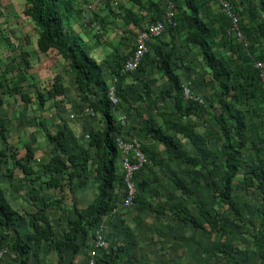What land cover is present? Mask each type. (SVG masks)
I'll return each mask as SVG.
<instances>
[{
  "label": "trees",
  "instance_id": "trees-1",
  "mask_svg": "<svg viewBox=\"0 0 264 264\" xmlns=\"http://www.w3.org/2000/svg\"><path fill=\"white\" fill-rule=\"evenodd\" d=\"M129 1L146 11V22L149 24L163 21L166 8L163 10L157 2ZM167 1L175 10L173 18L175 26H166L162 34L168 41L160 37L154 39L148 44V52L136 71L120 75L125 60L133 49L125 55L115 54L113 65L102 66L92 56L89 40L82 35L87 28L91 30L92 22L96 23L99 29L98 33L93 31L94 35L104 32L103 21L97 14L86 10L87 13L89 12L87 16L90 20L86 23L83 20L85 16H82L77 6L78 0H24L23 15L30 19L38 35L37 52L40 54L54 52L60 57L73 78L76 95H80L85 106L100 117L102 128L100 131L86 135V147H77L76 151L71 147L64 124L51 134L41 122L44 136L52 147L51 157L45 162L40 160L37 162V153L33 142L29 139L21 141L18 136L16 137L18 145H11L10 136L7 134L9 120L0 115V143L3 144L2 147L0 146V177L18 179L14 174L17 169L21 177L30 184L39 183L41 194L52 189L62 195L65 190L71 192L73 185L78 188L89 186L87 189L93 190V197L86 205L80 207L78 204H71L73 207L66 229L59 236L53 237L49 216L50 212H55V206L58 207V204L55 205L56 202L48 200L50 199L48 196L43 195L40 198L37 189L33 187L28 189L27 184L15 180L26 187L24 198L29 199L36 209L31 213L22 211L19 214L6 202L0 188V243L2 239L12 243L9 254L4 258L12 253L18 256L19 264H29L30 258L36 260L39 251L45 247L51 255H54L55 264H73L74 257L79 254L83 247L82 243L88 242V237L89 240H93L100 226H103L104 234V224L113 216L111 212L119 207L124 197L125 183L121 170V156L115 137L121 133L117 117L124 112H130L140 117L143 124L129 127L134 133L127 130L122 133L124 139L135 136L139 141L151 140L154 144L162 145L166 161H177L188 167L199 166L204 169L210 165L211 169L207 171L209 178L212 180L217 178L219 181L217 187L210 180V184L204 182V186L198 185L193 191L180 179L168 177L173 190L164 203L173 212L176 223L191 226L203 236L215 237L219 242L247 236L251 253L257 258V264H264V138L262 135L264 90L260 84L258 70L254 67V62L260 61L264 68V0H225L239 16L240 30L249 42L247 50L228 35V19L212 0ZM212 6L217 9H213ZM136 25L139 27V23ZM76 26L80 28V32L75 29ZM179 36L184 40L181 48L186 46L189 49H197L202 67L210 73L212 81L218 86L213 103L218 109L215 120L220 127L222 138L221 176L216 173L218 168L215 157L208 163L205 158L197 160L175 154L173 141L166 133L165 120L157 124L151 117L142 118V111L150 109L153 104L160 109L165 106L169 98L172 99L173 108L179 115L188 113L190 108L193 111L203 109V106L197 102L184 99L182 83L175 74L178 69L189 71L188 67L179 64V48L175 43L176 37ZM23 55L27 57V53ZM23 55L19 54L18 58L15 57L20 61L17 64H23L24 69L19 72L17 80L15 78L13 86L7 91L9 94L19 93L16 84L27 78L29 66ZM103 67L109 71L108 80L104 76ZM161 79L165 81L164 89H161L159 84ZM129 80L142 86L147 101L141 100V95L138 94L136 97L140 102L138 106L134 105V101L137 100L132 97V91L125 84ZM63 82L64 77L53 76L51 81L44 84V92H35L33 111L30 117L28 116L31 122L35 120L36 113L39 115L44 113L46 105L51 103L54 108H58L64 103L67 88L64 87ZM111 84L114 86V94L118 101L116 105H113L108 97ZM6 88L7 86L0 82V89L3 92ZM21 99L28 106L32 105L24 95H21ZM23 114L25 113H20L18 119L20 128L24 127V119L27 117ZM253 119L260 120L254 131L251 125ZM248 143L252 152H250L251 166L247 167L241 155ZM153 145L141 143V150L149 164L155 166L158 160ZM146 163L144 168L147 166ZM144 168L134 178L140 192L151 183L148 178L138 181ZM240 175L245 176L239 185L234 186L235 180ZM203 187L208 189L213 199L218 200L221 206L225 207L220 216L215 212L212 215L213 208L208 207L206 200L196 195L195 192H199ZM235 188L241 189L244 196L237 191L234 194ZM6 191H13L11 183L6 187ZM177 193L196 208L195 215L190 213ZM11 195L10 197H13L15 194L11 193ZM136 201L140 202L139 196L136 197ZM251 206L254 207V223L248 221L245 214L247 208ZM23 222L26 223V228L21 226ZM248 224L251 226L249 234L247 230L242 232L237 230L236 225ZM1 231L4 233L3 236ZM103 236L106 240L105 234ZM231 248L235 250V254L227 253L221 246L204 253L208 257L215 258L220 264H246L249 260L247 253L241 252L236 246ZM105 249L97 252L96 264L108 262L103 256ZM30 252L33 253V257H30ZM100 252L102 257L99 256ZM121 253H124V246L115 249L114 259H121ZM87 254L89 255V250ZM126 261L133 264L134 259L129 256Z\"/></svg>",
  "mask_w": 264,
  "mask_h": 264
},
{
  "label": "rangeland",
  "instance_id": "rangeland-1",
  "mask_svg": "<svg viewBox=\"0 0 264 264\" xmlns=\"http://www.w3.org/2000/svg\"><path fill=\"white\" fill-rule=\"evenodd\" d=\"M7 1L8 0H0V4L2 5L3 2L7 3ZM152 1L157 2L163 10L167 7V0ZM77 6L79 10H81L82 16H87V14L91 12L97 14L103 21V33L94 35L93 31L89 28L86 29L87 31L82 32V35H85L84 38L89 40V44L92 46V56L102 66L105 64L113 65L115 54H128L133 49L136 35L142 31L141 27L145 28L149 25V23L146 22V11L143 10L142 7L135 6L129 0H78ZM5 7L4 5L3 8L0 7V11L3 12L0 14V17L3 18L2 22L9 23L10 19L19 20V15H21L19 14V10L17 14H14L10 6ZM212 7L213 9H217L215 6ZM86 10H89V12L87 13ZM136 23H139V27ZM2 26L4 28L5 24H2ZM75 29L80 32L78 26H76ZM3 32L5 33L2 34ZM32 37L34 38V36ZM160 38L168 41L164 35L160 36ZM32 39L28 37L27 40H19V37H14L13 34L10 36L7 30L0 31V82L7 86L5 92L0 89V115L9 120L7 134L10 136L11 145H18L16 143V137L18 136H20L21 141H27L28 139L30 141H35L38 149V152H36V161L38 162L40 160L45 162L49 158L52 145L48 143L44 136L43 126L47 131L53 134L57 131L59 125H61L60 121L63 119L66 120L70 127H68L70 130L68 133L71 139V147L77 151V147H86V135L101 130L102 122L98 115L94 114L91 116L85 113L87 107L80 95H76L74 86L67 87V93L64 99V102L67 103L61 104L62 109L54 108V105L50 103L46 105L47 107L43 115H38L39 118L43 116V123L44 121H47V123L41 126L31 122L28 116L30 117V114H32L33 108L30 107V104L28 106L22 101L21 95H24L28 100H33L32 88H37L38 84L39 90H43L42 82L51 81L54 72L60 71L63 77H71L67 67L56 53L49 52L45 55H38V57H35V48ZM175 43L179 48V64L189 68V71L178 70V77L181 83L184 82L182 77L188 76L191 78V76H193V78H196V82L198 81L202 84H206V86L201 89H207L208 92H206L204 97L198 96L202 100V104L200 105L203 106V109H200V111H205L209 107L213 108L211 105L214 104L213 99L218 92V89L215 87L217 84L212 81V79L211 81H207L211 77L210 73L202 67L200 53L193 47V49L186 48V46L181 48L180 46H183L184 40L180 36L176 37ZM24 50L27 52L26 60L29 69L31 66V77H28L27 73L28 80L23 82L25 80L24 78L23 81H18L20 84H16L19 93L9 94L7 91L13 86L14 83H12V81H14L15 78L17 80L19 72L24 69L23 64H17L20 61L15 58V54ZM103 68L104 76L106 80H108L109 71L107 68ZM198 75L199 77L197 78ZM125 84L130 91H132V97H135L137 100L134 101L135 106H138L140 102L136 97L138 94L141 95V100L147 101L145 100L146 95L142 92L143 89L140 84H136L131 80ZM159 84L162 89L165 88L164 79H161ZM167 102L168 100L165 102V106L160 107V109H157L154 104L150 106V109H145L144 111L140 109L143 113L142 118L151 117L154 122L160 124L161 121L166 120ZM120 112L121 111H118V113ZM17 113L27 114V117L24 119L25 125L22 128L19 127L20 123H18V119L16 118ZM123 114L128 117L127 127L124 132L129 130L134 133V130H130L129 127H136L137 125L143 124L140 117H136L130 112H124ZM32 128H35L34 132L31 131ZM2 145L3 144L0 143L1 147ZM152 147H154L155 153L157 154L158 164L155 166L149 164L145 157L147 166L141 172L138 181L140 182L143 178H148L151 183L141 192L136 186L137 197H140V202L136 201L129 208L119 209L118 212L111 216L110 219L106 221L107 223L104 224L107 248L103 256L108 260L106 264H129L128 261H126L129 256H134V262L138 264H182V262H184V264H216V259L208 257L204 252L219 246L225 248L227 253L231 252V254H235V250L231 247L234 246L235 248L236 246L241 252L247 253L249 260L246 264H257V258L251 253V246L249 245L247 236H242L237 240L229 239L219 242L215 237L203 236L198 230L193 229L191 226H182L176 223L173 212L168 209L164 203V200L173 190L168 178L170 177L169 175L172 174H170L167 169L168 161L165 160L166 154L162 145L154 144ZM89 173L92 175L91 171H89ZM244 176L245 175L238 176L234 186L239 185ZM214 181L215 180L211 179V182ZM87 187L78 188L73 185L71 187V192L65 190L62 195H60L58 191L52 189L43 194L50 197L48 200H52L54 203L56 202L55 205L58 204V207L55 206V212H50L49 216L51 218L49 224L53 228V237L59 236L66 229L74 204H78L82 207L91 201L93 190L92 188L87 189ZM238 187L240 188V186ZM237 189H234V194L235 191H237L240 192L241 196H244L243 191ZM2 191L5 198L8 200L11 198L10 196H12L11 193H14V196L18 199L20 198L21 202L22 198L26 196L25 188L22 185L14 186L11 192L6 191L5 188H3ZM177 196H179V199L189 208L190 213L195 215L196 208L190 205L189 201L185 199V197L180 196L179 193H177ZM214 202L215 204H213V206L211 205L213 208L211 213L213 215L215 212L217 216H220L223 214L225 207L219 206L216 201ZM72 203L73 205H71ZM22 204L27 206V204L23 202ZM245 214L248 221L252 223L255 222L253 217V206L248 207ZM236 226L237 230L241 232L247 230L248 234L250 233L251 226L249 224L247 226ZM1 235H4L2 231ZM89 239L90 237H88V242L84 241V243H82L83 247L77 257L79 260L81 259L80 261H82V263L84 258V264H88L89 256L87 253L93 246V240ZM78 242H80V240ZM11 244L10 241L2 239L0 247L10 250ZM119 246H124V253H121V259H114L113 255L115 249ZM11 255L4 258V261H6L7 264H19L18 256L12 253ZM99 256L102 257L101 252ZM30 257H33L32 252H30ZM186 260H188V262H186ZM29 264H55V257L43 247L39 251L36 260L30 258Z\"/></svg>",
  "mask_w": 264,
  "mask_h": 264
},
{
  "label": "crops",
  "instance_id": "crops-1",
  "mask_svg": "<svg viewBox=\"0 0 264 264\" xmlns=\"http://www.w3.org/2000/svg\"><path fill=\"white\" fill-rule=\"evenodd\" d=\"M3 5L6 7L10 6V8L14 14H17V12L19 10V12H20L19 14H21V15H19V20L10 19L9 23L8 22L7 23L2 22L3 18L0 17V31L1 30H3V31L7 30V31H9L10 36H11V34H13L14 37H19V40L20 39H23V40L26 39L27 40L28 37H30V39H32L33 38L32 36H34V38L32 40L34 42V48H35L34 49L35 50L34 55H36L35 57H38V55H45V54L38 53L36 50V41H37L38 35H37V32L35 30L34 25L30 21V19L23 15V11L25 9L24 0H8L7 3L3 2L2 5L0 4V7L3 8ZM2 13L3 12L0 11V14H2ZM2 24L3 25L5 24L4 28H3ZM4 33L5 32H3L2 34H4ZM2 34H1V36H2ZM25 53H27L25 50L17 52L15 54V57L18 58L19 54L23 55ZM258 53L259 52H257V54ZM23 56L26 57L25 55H23ZM30 70H31V66H30V69L28 70V77L30 75ZM178 70H182V69H178ZM178 70L175 71V74L177 76H178ZM182 71H184V70H182ZM56 75H60L63 77V74L60 71L54 72L53 76H56ZM198 77H199V75L197 76V78ZM182 78L184 81L182 83V89H183V87L187 88L193 95H195V96L198 95L200 97H202V96L204 97L206 92H208L207 89H205V90L201 89L204 86H206V84H202L198 81L196 82V78H193V76H191V78H189V79H188V76H184ZM27 80L28 79L26 78V80L24 82H26ZM48 81H50V80H48ZM207 81H211V78ZM13 82L14 81H12V83ZM46 82L47 81L42 82L43 90H39L38 84H37V88H35V87L32 88L33 100L29 101V102H31V104L34 102V94L36 91L44 92V84ZM63 84H64L65 88H67L68 86L72 87L73 86V78L72 77H70V78L64 77ZM214 85H216V84H214ZM215 87L218 89V86H215ZM167 100H168V102H167V112H166V120H165L166 121V133H167V136L171 137V139L173 141V144H174L173 152H176L175 154H181V156L195 158L197 160H199L201 158H205L206 162H208V163H210L212 161L213 157H215V164L217 165V168H218L216 173H218V175L221 176V174H222V162H223L222 154H221V152H222L221 151L222 138H221L220 127L215 120L216 119L215 116L217 115V111H218V109L216 108V105L213 104V108L209 107L205 111H200V110L193 111L190 108L188 113H184L182 115H179L178 113H176L175 109L173 108L172 99L169 98ZM64 103H67V102H64ZM64 103H62V104H64ZM184 104L185 103H183V105ZM33 106L34 105L32 104L30 107L33 108ZM59 107H58V109H62L61 104L59 105ZM19 115H20V113L16 114L17 119H19ZM23 115H27V114H23ZM38 115H39V113L35 114V116H34L35 120L32 121V123L40 125L41 122H43L42 121L43 116L39 118ZM41 115H43V113ZM213 115H214V117H213ZM60 122H61L60 123L61 125H59V127L60 126L62 127V124L65 125L67 137H68V140L70 141L71 139L69 138V133H68L70 131L69 130L70 127H69L68 123L64 119ZM44 123H47V121H44ZM258 124H260V120L257 121L255 119H253V121L251 122L252 131L257 129L256 126H258ZM31 131L34 132L35 128H32ZM262 135L264 138V133H262ZM24 141H26V140H24ZM32 142H33L35 151L38 152L35 141H32ZM140 142L142 144H146L149 146L154 144V142L151 140H145V141H140ZM249 144L250 143L247 144L246 150H243L242 155H241V157L243 158V161H245V164L247 167L251 166V164H250V152H252V151H251V147ZM205 152H207V153H205ZM217 156H218V159H217ZM49 157H51V154H49ZM120 161H121V159H120ZM252 166H254V164H252ZM167 169H168V172L170 174H172V175H169L170 177H175V178L180 179L183 184L187 185L193 191L195 190L196 186H198V185L204 186V182L207 184H210V182H211L210 181L211 179L209 178L210 176L207 174V171L211 169L210 165L207 166V169H204V168H201L199 166L198 167H188L187 165L180 164L177 161H173V162L168 161ZM14 174L16 175V177L18 179H16L14 177L13 180H11V179L6 178V177H0V185H1L0 188L1 189H3V188L6 189V187H8L10 183L13 185V187L14 186H20L21 184L16 182V181L21 180L24 184H27L28 189L32 188V187L37 189L39 191V197L40 198L43 197V194H41V188H39L40 185L38 182L30 184L29 182H27L25 179H23L21 177V175L19 174V171L17 169L15 170ZM1 179H2V181H1ZM214 180H215L214 181L215 187H217L219 185V181L217 182V178H215ZM24 188H26V187H24ZM195 193L198 197L206 200V202L208 203V207H211V205L213 206V204H215L214 201H216L218 203V205L221 206V203H219L218 200H215L212 198L211 193L208 192V189L206 187H203L199 192H195ZM24 197L22 198V202L27 204V206L23 205L20 198L18 199L15 196L9 198V200L5 198V200H6V202H8V204L10 205L12 210L17 211L19 214L22 211H27L29 213L36 211L34 205L31 203V201H29V199H27V198L25 199ZM21 226L26 228V223L23 222V224ZM27 230H25V231H27ZM78 255L74 257L73 264H84V258H83V263H82V261H80L81 259L79 260L77 258ZM132 258L135 261V257L132 256ZM186 262H188V260H186ZM128 263H129V261H128ZM0 264H7V262L4 261V259H3L2 261H0ZM133 264H138V263L133 262ZM177 264H179V263H177ZM182 264H184V262H182ZM216 264H220V263L216 260Z\"/></svg>",
  "mask_w": 264,
  "mask_h": 264
},
{
  "label": "built area",
  "instance_id": "built-area-1",
  "mask_svg": "<svg viewBox=\"0 0 264 264\" xmlns=\"http://www.w3.org/2000/svg\"><path fill=\"white\" fill-rule=\"evenodd\" d=\"M212 1L220 8L221 13H223L224 16L228 19V35L231 36L234 40H236L239 44H241L244 50H247L249 47V42L240 30L238 14L234 11L232 6L225 0ZM174 14V6L170 2H168L165 14L163 16V21H156L147 25L141 32L136 35L132 53L125 60V64L121 69L120 75L136 71L144 55L148 52V44L154 39L160 37L163 34L166 26H175V22L173 21ZM83 20L86 23L90 22L88 16H85ZM90 28L95 33H98L99 29L96 23H90ZM254 67L258 70L260 84L264 90L263 65L260 61H255ZM183 96L186 101H193L202 104V100L200 97L193 95L187 88L184 87ZM108 97L109 101L113 105H116L118 103L117 98L114 94V86L112 84L109 87ZM85 113L90 114L91 116L94 115L88 108H86ZM117 121L119 122V125L121 127V133L115 137V143L121 156V170L125 183V191L124 197L122 198L119 207L115 208V210L111 212V215L116 214L119 209L129 208L134 204L135 199L137 197V190L134 178L135 175L144 168L146 162L145 156L141 150V142L139 141V139L135 136L128 137V139H124L122 135V133H124L125 128L127 127V116L125 114H121L118 117ZM105 247L106 240L103 236V226H100L94 234L93 246L89 250L88 264H96L97 252L99 250L101 251L105 249ZM8 254L9 250H7V248L0 247V260H2Z\"/></svg>",
  "mask_w": 264,
  "mask_h": 264
},
{
  "label": "bare ground",
  "instance_id": "bare-ground-1",
  "mask_svg": "<svg viewBox=\"0 0 264 264\" xmlns=\"http://www.w3.org/2000/svg\"><path fill=\"white\" fill-rule=\"evenodd\" d=\"M119 117V116H118Z\"/></svg>",
  "mask_w": 264,
  "mask_h": 264
}]
</instances>
